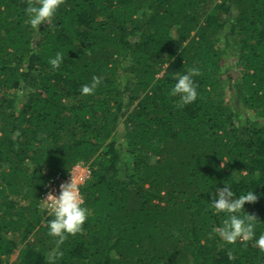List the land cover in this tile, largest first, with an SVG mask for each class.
<instances>
[{"label":"trees","instance_id":"trees-1","mask_svg":"<svg viewBox=\"0 0 264 264\" xmlns=\"http://www.w3.org/2000/svg\"><path fill=\"white\" fill-rule=\"evenodd\" d=\"M27 6L0 0V264H49L43 188L77 164L91 214L53 264H264L210 207L225 183L255 191L241 215L264 234V0H64L39 31Z\"/></svg>","mask_w":264,"mask_h":264},{"label":"clouds","instance_id":"clouds-1","mask_svg":"<svg viewBox=\"0 0 264 264\" xmlns=\"http://www.w3.org/2000/svg\"><path fill=\"white\" fill-rule=\"evenodd\" d=\"M64 0H28V6L25 13L28 17V23L31 28L39 31L42 23L51 24L60 6ZM64 61V54L57 52L53 58L49 59L52 68L58 69ZM200 75L199 68H192L187 73L175 78V83L170 90V95L179 97L183 105L195 102L198 98L197 86L194 77ZM101 77L93 76L90 83L81 87L83 95H90L95 92L101 83ZM28 164V161H25ZM47 213L52 219L48 221V234L57 238L56 249L49 258V264L63 256L60 245L65 241L68 235H76L83 231L87 219L91 212L84 205L83 196L80 190V183L73 174L70 179L60 185L59 194L49 192L42 199ZM258 196L255 191H245L236 194L231 190V186L225 183L223 188H216L210 207L216 213H223L226 219L222 224L213 229L224 242L234 244L237 241L248 242L255 239V244L264 251V234L255 238L256 221L254 215H241L245 210L246 203H255ZM230 255V254H229Z\"/></svg>","mask_w":264,"mask_h":264},{"label":"built area","instance_id":"built-area-1","mask_svg":"<svg viewBox=\"0 0 264 264\" xmlns=\"http://www.w3.org/2000/svg\"><path fill=\"white\" fill-rule=\"evenodd\" d=\"M70 174H73L76 177V179L79 181L80 190H81L82 186L89 179L91 172L89 168L86 167L84 164H77L68 174L63 175L62 173H55L53 176H51V178H49L46 181V184L43 188L44 192L40 201V206L45 211L47 210L44 207V202L42 199H44L49 192H54L58 195L60 190V185L64 182H67L70 179Z\"/></svg>","mask_w":264,"mask_h":264},{"label":"rangeland","instance_id":"rangeland-1","mask_svg":"<svg viewBox=\"0 0 264 264\" xmlns=\"http://www.w3.org/2000/svg\"><path fill=\"white\" fill-rule=\"evenodd\" d=\"M233 74H235L234 73V70H233V72H232ZM87 167V166H86ZM49 171V170H48ZM47 171V172H48ZM43 209V208H42ZM44 210V209H43ZM17 256H18V251H15V252H13L12 254H11V256L9 257V259H8V263H12L13 261H15L16 260V258H17Z\"/></svg>","mask_w":264,"mask_h":264}]
</instances>
